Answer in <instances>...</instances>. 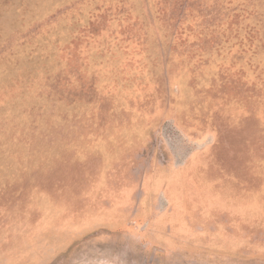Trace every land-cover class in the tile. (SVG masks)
<instances>
[{"label": "rangeland", "instance_id": "374dc122", "mask_svg": "<svg viewBox=\"0 0 264 264\" xmlns=\"http://www.w3.org/2000/svg\"><path fill=\"white\" fill-rule=\"evenodd\" d=\"M0 264H264V0H0Z\"/></svg>", "mask_w": 264, "mask_h": 264}]
</instances>
